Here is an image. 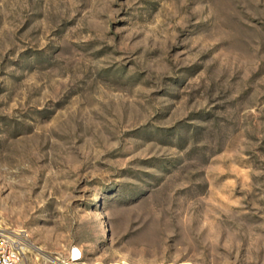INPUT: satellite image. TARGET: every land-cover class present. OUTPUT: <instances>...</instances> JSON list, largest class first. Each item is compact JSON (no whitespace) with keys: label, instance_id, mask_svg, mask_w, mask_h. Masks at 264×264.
Returning <instances> with one entry per match:
<instances>
[{"label":"rangeland","instance_id":"1","mask_svg":"<svg viewBox=\"0 0 264 264\" xmlns=\"http://www.w3.org/2000/svg\"><path fill=\"white\" fill-rule=\"evenodd\" d=\"M0 228L25 264H264V0H0Z\"/></svg>","mask_w":264,"mask_h":264},{"label":"built area","instance_id":"2","mask_svg":"<svg viewBox=\"0 0 264 264\" xmlns=\"http://www.w3.org/2000/svg\"><path fill=\"white\" fill-rule=\"evenodd\" d=\"M27 245V234L24 230L7 231L0 228V264H25ZM79 259V253L73 251L60 264H76Z\"/></svg>","mask_w":264,"mask_h":264},{"label":"bare ground","instance_id":"3","mask_svg":"<svg viewBox=\"0 0 264 264\" xmlns=\"http://www.w3.org/2000/svg\"><path fill=\"white\" fill-rule=\"evenodd\" d=\"M54 260V259H53ZM57 263V262H56Z\"/></svg>","mask_w":264,"mask_h":264}]
</instances>
